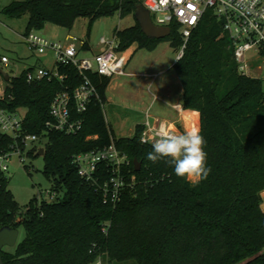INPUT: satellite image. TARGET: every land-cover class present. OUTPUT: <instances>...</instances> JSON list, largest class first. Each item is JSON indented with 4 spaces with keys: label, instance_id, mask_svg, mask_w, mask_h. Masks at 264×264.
<instances>
[{
    "label": "trees",
    "instance_id": "obj_1",
    "mask_svg": "<svg viewBox=\"0 0 264 264\" xmlns=\"http://www.w3.org/2000/svg\"><path fill=\"white\" fill-rule=\"evenodd\" d=\"M139 6L144 0H24L0 12L13 19L28 15L26 34L49 23L71 29L81 18L91 29L119 13L136 21L115 32L119 53L134 45L153 51L164 41L179 52L185 44L179 26L171 25L166 39H150L136 20ZM83 50H90L87 43ZM56 69L63 81L46 77L29 83L27 73L34 69L4 81L0 108L24 109L23 133L47 140L44 174L56 197L54 202L34 199L23 210L0 168V229L26 231L14 253L2 252L4 264H93L98 259L103 264H264V80L239 72L230 37L214 10L206 12L173 67L183 107L200 114L206 140L211 172L196 184L178 178L165 160L147 159L153 149L141 142L144 125L136 126L131 138H117L104 114L111 78L88 75L99 99L86 113H74V120L83 121L78 133L49 130L54 99L84 84L75 66L57 63ZM112 140L131 163L118 203L103 191L109 178L105 167L96 181H88L75 164L79 155L102 150ZM15 147V140L0 131V156Z\"/></svg>",
    "mask_w": 264,
    "mask_h": 264
},
{
    "label": "built area",
    "instance_id": "obj_2",
    "mask_svg": "<svg viewBox=\"0 0 264 264\" xmlns=\"http://www.w3.org/2000/svg\"><path fill=\"white\" fill-rule=\"evenodd\" d=\"M144 7L149 10L155 25L170 28L171 25L179 26L185 44L178 52V60L183 58L186 44L206 12L214 10L218 19L224 23V30L230 37L239 72L252 77L251 68L253 66L248 59L250 54H256L258 63H260L259 60L264 61V0H144ZM24 41L30 50L39 54L52 50L57 63L75 66L84 78V84L76 91L73 93L65 91L54 99L50 110L52 122L47 124V128L51 131H60L71 135L81 130L83 121L74 120V113L80 115L86 113L92 100L99 99L98 89L88 76L90 73H97L108 78L126 75L125 68L128 59L118 52L119 44L116 36L112 42L103 38L101 45L105 47L104 50L94 55L92 59L80 58L84 44L81 50L76 44L70 46L54 44L35 32L25 34ZM1 62L4 67L10 65V59L6 56L1 57ZM259 69L264 70L263 67ZM46 77L64 80L57 69L49 71L38 67L27 73L29 83ZM4 94L5 90L0 98H4ZM174 109L178 112L182 111V107L179 105ZM18 115V113H9L0 108V131L15 140L16 147L12 153L17 151L19 155H24L28 144L37 143L39 138L23 133L24 118ZM143 125L145 130L142 138L145 140H151L159 131L182 132L179 128H172L167 124L152 123L149 113H147V120ZM20 143L24 145V150L20 147ZM12 153L0 156V168L5 172L8 171L6 162L9 161ZM75 164L79 169L80 176L88 181H96V175L105 167L109 178L103 191L113 203L120 201L121 191L126 185V170L131 163L128 156L117 148L114 140L110 146L102 150L79 155L75 159ZM93 264L103 263L101 259H98Z\"/></svg>",
    "mask_w": 264,
    "mask_h": 264
},
{
    "label": "rangeland",
    "instance_id": "obj_3",
    "mask_svg": "<svg viewBox=\"0 0 264 264\" xmlns=\"http://www.w3.org/2000/svg\"><path fill=\"white\" fill-rule=\"evenodd\" d=\"M14 1L24 0H0V9L9 6ZM28 22V15L13 19L0 12V58L6 56L10 59V65L3 66V68L11 77H19L29 69H35L38 66L49 71L57 67V59L52 50L39 54L30 50L26 45L24 35ZM135 24L134 17L122 19L117 13L113 17L95 22L91 29L90 21L81 18L71 29L49 23L43 29L34 32L50 43L63 46L76 44L80 50L82 45L87 43L90 50H81L80 58L92 59L94 55L104 50L105 47L101 45L103 38L112 42L117 30H124ZM121 54L128 59L125 68L126 75H116L111 78L104 114L117 138H131L135 134L136 126L146 122L147 113L150 114L151 121L153 118H174L175 109L173 110L165 101H158L155 97L157 95L164 97L163 93L168 88L171 98H166V100L172 104L182 103L183 88L173 69L178 60V52L171 47L169 42L159 43L153 51L139 49L137 45H134L130 50ZM256 58V54H250L248 57L253 66L251 76H261L260 78L264 80V70L259 69L260 67L264 69V61L259 60L260 63H258ZM1 82L0 77V85ZM18 114L19 117L24 118L26 111L21 109ZM46 143V139L35 144L29 143L24 155H19L16 151L6 162L8 166L6 173L10 179L9 189L23 210H26L34 199L39 202L56 200L54 195H50L53 183L44 174V157L38 156V152L35 151L43 149ZM262 208L264 210V204ZM25 237L26 231L20 227L17 245L4 250L14 253Z\"/></svg>",
    "mask_w": 264,
    "mask_h": 264
},
{
    "label": "clouds",
    "instance_id": "obj_4",
    "mask_svg": "<svg viewBox=\"0 0 264 264\" xmlns=\"http://www.w3.org/2000/svg\"><path fill=\"white\" fill-rule=\"evenodd\" d=\"M141 142L152 144L153 150L147 154L149 161L165 160L178 178L196 184L211 172L207 165L206 140L199 129L181 133L159 131L151 140L142 138Z\"/></svg>",
    "mask_w": 264,
    "mask_h": 264
},
{
    "label": "water",
    "instance_id": "obj_5",
    "mask_svg": "<svg viewBox=\"0 0 264 264\" xmlns=\"http://www.w3.org/2000/svg\"><path fill=\"white\" fill-rule=\"evenodd\" d=\"M135 17L140 24L143 33L150 39L163 40L169 37L172 33L170 27H159L155 25L149 10H147L144 6L138 7ZM0 75L6 82L11 80V76L4 69H0ZM44 152L45 150L41 149L38 156H43ZM136 166L138 167L137 171H139L141 164L136 162ZM18 238L19 230L13 229L9 226L0 229V264H4L2 259V252L4 249L7 247H15L17 245Z\"/></svg>",
    "mask_w": 264,
    "mask_h": 264
},
{
    "label": "crops",
    "instance_id": "obj_6",
    "mask_svg": "<svg viewBox=\"0 0 264 264\" xmlns=\"http://www.w3.org/2000/svg\"><path fill=\"white\" fill-rule=\"evenodd\" d=\"M39 67V66H38ZM1 85H0V97L2 96V93H4L5 90V84L4 83V79L1 77ZM4 85V86H3ZM111 85V84H110ZM110 87V86H109ZM109 89V88H108ZM182 93H183V89H182ZM164 97L162 96H156L155 98H158V101H165L166 104H168L173 110L175 106H181L182 107V111L178 112L177 110H174L176 113V116L174 118H153L152 123L154 124H167L169 126H171L172 128H179L182 132L188 131V130H193V129H201V122H200V114L193 112V111H189V110H185L183 107V103H176V104H172L170 102H168L166 100L171 98V92H169V89H165L164 93H163ZM107 102H108V98H107ZM185 113H191L193 115L194 118V126L189 124V120L187 115H185ZM145 122L139 124V125H143ZM138 126V125H137Z\"/></svg>",
    "mask_w": 264,
    "mask_h": 264
},
{
    "label": "bare ground",
    "instance_id": "obj_7",
    "mask_svg": "<svg viewBox=\"0 0 264 264\" xmlns=\"http://www.w3.org/2000/svg\"><path fill=\"white\" fill-rule=\"evenodd\" d=\"M185 115H187V117H188L189 124H191V125L194 126V118H193V115L191 113H185ZM196 129H197V127H196Z\"/></svg>",
    "mask_w": 264,
    "mask_h": 264
}]
</instances>
